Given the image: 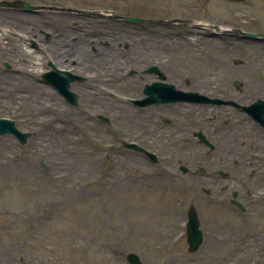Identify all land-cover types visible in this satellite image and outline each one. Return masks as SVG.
Wrapping results in <instances>:
<instances>
[{"label":"rangeland","instance_id":"rangeland-1","mask_svg":"<svg viewBox=\"0 0 264 264\" xmlns=\"http://www.w3.org/2000/svg\"><path fill=\"white\" fill-rule=\"evenodd\" d=\"M3 1L143 19H157L161 6H214L229 27L264 31V0ZM11 6L17 7H0V119L13 121L30 137L20 145L12 135L0 136V264H128V253L143 264H264L250 245L248 222L233 213L202 209L204 242L197 252H187L186 219L177 202L180 196L185 200L184 186L169 185L168 171L162 181L148 177L145 155L122 145L134 142L145 149V108L128 102L141 84L129 87L120 81L122 74L82 70L88 56L74 53L63 69L83 79L71 86L76 106L41 78L51 70L49 63L55 66L44 54L54 41L68 50L79 39L90 55L128 54L126 45L145 34L146 24ZM148 27L158 42V26ZM247 44L250 50V42L241 43ZM223 47L215 42L213 49ZM88 62L96 60L90 56ZM34 84L46 87L49 98L34 93Z\"/></svg>","mask_w":264,"mask_h":264},{"label":"flooded vegetation","instance_id":"flooded-vegetation-1","mask_svg":"<svg viewBox=\"0 0 264 264\" xmlns=\"http://www.w3.org/2000/svg\"><path fill=\"white\" fill-rule=\"evenodd\" d=\"M213 7L161 6L158 42L148 27L153 24L145 23V34L126 45L130 53L94 50L96 62L79 68L122 74L129 87L141 84L128 102L145 98V151L156 157L145 155V174L162 181L168 171L169 185L184 186L185 200L177 202L189 201L186 210L180 207L185 219L194 209L200 222L204 209L248 222L250 245L264 259V38L245 35L264 31L229 27ZM215 42L224 47L215 52ZM249 42L253 47L246 50L250 44L241 43ZM208 224L205 230H213Z\"/></svg>","mask_w":264,"mask_h":264},{"label":"water","instance_id":"water-1","mask_svg":"<svg viewBox=\"0 0 264 264\" xmlns=\"http://www.w3.org/2000/svg\"><path fill=\"white\" fill-rule=\"evenodd\" d=\"M234 1H239L243 2L244 0H234ZM20 2H0V7H17V6H11V5H16L19 4ZM22 9H24L27 12H32L34 11L35 7L29 5L28 3H22ZM82 14H87V12H80ZM104 13L109 14L111 12L105 11ZM115 18H118L117 16H114ZM127 22L130 23H140L144 22L145 20L141 18H136V17H123ZM152 21V20H151ZM153 22V21H152ZM261 37L264 38V34L260 35ZM247 38H257V35L254 34H246ZM64 75V76H62ZM43 80L47 83H50L54 85L60 92L61 95H63L68 102L69 105L71 106H76L77 100H76V95L72 93L69 88H70V83L79 80L77 77L71 75L68 72L60 71L57 69H53L49 73H45L42 76ZM170 91H173V89L170 87V90L168 91V94ZM145 93V90H144ZM136 105L140 107H145V99L143 101L135 102ZM99 119L101 121L107 122V120L103 116H99ZM4 135H12L14 136L18 142L21 145H24L27 142V139L30 137V134L27 132H21L19 131L16 127L13 121L8 120V119H0V136ZM124 146L128 149H132L135 151H139L142 153H146L145 150L138 145L134 143H125ZM147 154V153H146ZM152 156V155H151ZM186 234H187V244H188V252L189 253H194L196 252L199 247L201 246L203 242V237L202 233L199 230V223L197 220V217L194 212L190 211L188 215V222H187V229H186ZM126 261L128 264H142L140 258L135 254V253H128L125 257Z\"/></svg>","mask_w":264,"mask_h":264},{"label":"bare ground","instance_id":"bare-ground-1","mask_svg":"<svg viewBox=\"0 0 264 264\" xmlns=\"http://www.w3.org/2000/svg\"><path fill=\"white\" fill-rule=\"evenodd\" d=\"M29 32V34L32 36L33 34H34V31L33 30H29L28 31ZM58 36V35H57ZM52 37L53 38H55V36L54 35H52ZM57 42H59V41H57ZM63 42V41H62ZM80 42H81V40H77V42L76 43H72L73 44V46L72 47H70L68 50H66V49H64L62 46H61V44H60V42L59 43H55V41H54V44H51V46H52V48H50V49H48V48H46V53H44L45 54V56H46V59L47 60H50L55 66H60L61 68H64V66H66L68 63H64V60L66 59V58H69V57H71L70 56V54H72V53H74V55L76 56L77 54L78 55H82L83 54V56H88L87 57V60H89V58H90V56L92 57V55H90L89 53L88 54H86V52H84V48H85V46L84 47H80ZM82 48H83V53H82ZM41 50V49H40ZM1 53V52H0ZM2 54V53H1ZM87 60L86 61H84L83 63H85V62H87ZM68 62V61H67ZM69 67H70V65H69ZM75 70V69H74ZM34 86V90H35V92L34 93H36V94H40V95H44V94H46V97H48L49 98V94L47 93V89H46V87H44V86H41V85H38V84H34L33 85ZM46 107L48 108V110L50 111L51 109H52V107H51V105H46ZM44 110L42 109V112H43ZM48 115V114H47ZM55 116V115H54ZM37 120H39V119H37ZM36 120V121H37ZM48 121L51 123V122H55V119H48ZM48 121L46 122V124L48 123ZM39 122V121H38ZM41 130H44L45 128H43L42 126H41Z\"/></svg>","mask_w":264,"mask_h":264}]
</instances>
